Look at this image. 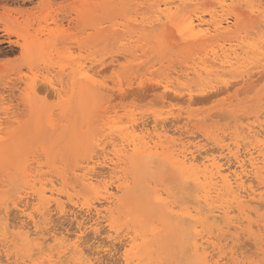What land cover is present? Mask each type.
<instances>
[{
    "label": "rangeland",
    "instance_id": "rangeland-1",
    "mask_svg": "<svg viewBox=\"0 0 264 264\" xmlns=\"http://www.w3.org/2000/svg\"><path fill=\"white\" fill-rule=\"evenodd\" d=\"M171 1L0 0V219L34 232L24 210L54 235L35 251L0 220V264H264V198L241 205L221 183L212 208L229 206L225 218L187 216L205 188L222 186L212 162L223 176L234 169L228 149L264 162V0H227L224 13L217 0H196L177 13L229 18L226 42L206 47L180 39L166 19L180 4ZM159 22L174 40L160 36ZM149 23L157 28L136 29ZM183 153L197 159L178 170ZM93 168L91 189L81 177Z\"/></svg>",
    "mask_w": 264,
    "mask_h": 264
},
{
    "label": "bare ground",
    "instance_id": "bare-ground-1",
    "mask_svg": "<svg viewBox=\"0 0 264 264\" xmlns=\"http://www.w3.org/2000/svg\"><path fill=\"white\" fill-rule=\"evenodd\" d=\"M173 1V0H172ZM171 1V2H172ZM202 0H197V3H196V0H190V1H188V0H179L178 2L180 3L179 4V6L178 7H176L177 8V12L176 13H174V14H170L169 16H166V19L169 21V23L171 24V25H173L174 27H176L177 28V33H178V35H180V39H182L183 38V40H185V41H187V42H189V44L190 43H192V44H199V45H205V47L206 46H209V45H212V44H214V43H216V42H219L220 40L219 39H222V38H224V40L223 41H225L226 42V35L227 34H229V32H230V30L232 29V28H230V26L228 25V26H225L224 25V23L225 24H227V23H229V18H226L224 15H222L221 14V16L219 15V13L221 12V13H224V11H225V7H226V3H227V0H217L216 2H217V4H219V8L221 9V11L220 12H216V11H213V12H211V13H209L210 14V17H211V19H212V21L211 22H206V20L204 19V17L203 16H201L202 14H198V12L195 14V15H188V17L186 18V19H180L179 18V16L177 15V13H180V11H184V12H186V8H188L189 9V7H191L192 6V4H190V3H192V2H195L196 4H194V6H198V5H200L199 4V2H201ZM231 1H234V0H231ZM261 1V0H260ZM162 2V1H161ZM169 2V1H168ZM171 2H170V4H171ZM177 2V3H178ZM205 2V1H204ZM215 2V3H216ZM174 3H175V1H174ZM176 3V4H177ZM123 4V3H122ZM204 4V3H203ZM207 4H209V3H207ZM174 5V4H173ZM205 5V4H204ZM210 5V4H209ZM188 6V7H187ZM201 6H202V3H201ZM212 6V5H211ZM123 7V6H122ZM193 7V6H192ZM188 9H187V11H188ZM199 9V8H198ZM200 9H201V7H200ZM192 11H194V10H192ZM157 15V14H156ZM255 15V14H254ZM253 15V16H254ZM159 16V15H158ZM157 16V17H158ZM165 16V15H164ZM195 16V17H194ZM243 18V17H242ZM153 19V18H152ZM243 20H244V18H243ZM255 20V19H254ZM256 20H258V19H256ZM158 21V20H157ZM157 21H154V22H157ZM159 21H161V18L159 19ZM167 21V22H168ZM234 21V20H233ZM153 22V21H152ZM166 22V23H167ZM165 22L164 23H158V24H161V25H159V31H161V33H159L160 34V36H163V34L166 32V31H168V35H172V37H173V34H172V32H171V30H169L170 28L168 27V23L166 24ZM238 23V22H237ZM249 23V22H248ZM150 24V23H149ZM241 24V23H240ZM138 25V24H137ZM146 25V24H145ZM145 25H140V26H136V29H143L144 28V31H150V30H152V29H155V28H157L156 26H154V23L153 24H150L151 25V27L150 26H148L147 27V25L145 26ZM158 26V25H157ZM204 26H206V27H204ZM240 26V25H239ZM204 27V28H203ZM104 29H105V27H103ZM169 28V29H168ZM107 29V28H106ZM105 29V30H106ZM118 29V28H117ZM173 29V28H172ZM104 30V31H105ZM174 31H175V29H173ZM172 30V31H173ZM260 30V29H259ZM118 31H119V29H118ZM171 33H170V32ZM100 33H101V31H99ZM98 32V33H99ZM248 32V31H247ZM249 32H251V31H249ZM119 33H121V31L119 32ZM170 33V34H169ZM115 34V33H114ZM113 34V35H114ZM123 34V33H122ZM159 34H158V36H159ZM213 34V35H212ZM253 34H255V33H252V35ZM116 36H118V33L116 34ZM157 36V37H158ZM159 36V37H160ZM165 36H166V34H164V38H165ZM176 36V35H175ZM218 38H217V37ZM244 36V35H243ZM248 36V35H247ZM167 37V36H166ZM170 37V36H169ZM163 38V39H164ZM176 39L175 40H177V38L178 37H175ZM217 38V39H216ZM240 38V37H239ZM167 39V38H166ZM172 38H170V40H171ZM226 39V40H225ZM161 40V39H160ZM173 40H174V37H173ZM173 40H171V41H173ZM164 41H162L161 43H163ZM175 42V41H174ZM176 42H178V41H176ZM183 42V41H182ZM181 42V43H182ZM228 42V41H227ZM246 42V41H245ZM172 43V42H171ZM164 44V43H163ZM164 46V45H163ZM168 46H170V44L168 45ZM217 46V45H216ZM189 47V46H188ZM245 47V46H244ZM175 48H177V47H175ZM174 48V49H175ZM210 49V48H209ZM233 50V49H232ZM177 51V50H176ZM218 51V50H217ZM231 51V50H230ZM236 51V50H235ZM190 52H191V50H190ZM195 52V51H194ZM198 52V51H197ZM224 52V51H223ZM227 52V51H226ZM232 52V51H231ZM234 52V51H233ZM240 52V51H239ZM251 52V51H250ZM183 53V52H182ZM184 53H185V51H184ZM238 53V52H237ZM234 54H236V53H234ZM186 55H187V53H186ZM189 55V54H188ZM191 55H192V52H191ZM227 55V54H226ZM243 55V54H242ZM229 58H232V57H230L231 56V54L229 53ZM237 56V55H236ZM239 56V55H238ZM238 56H237V58H238ZM227 57V56H226ZM225 58V57H224ZM228 58V57H227ZM228 58V59H229ZM194 60V59H193ZM207 60V59H206ZM234 60V59H233ZM231 61V60H230ZM230 61H228V62H225V64H228ZM232 62V61H231ZM230 62V63H231ZM197 63V62H196ZM199 63V62H198ZM224 64V63H223ZM232 64V63H231ZM233 65V64H232ZM224 66V65H223ZM226 66V65H225ZM224 66V67H225ZM220 67V66H219ZM232 67V66H231ZM189 73V72H188ZM254 73V72H253ZM260 73V72H259ZM256 74H258V73H256ZM254 75V74H253ZM252 75V76H253ZM170 76V75H169ZM255 76V75H254ZM179 77V76H178ZM177 78V77H176ZM181 78V77H180ZM264 78V77H263ZM173 79V78H172ZM248 80V79H247ZM80 81V80H79ZM173 81H174V79H173ZM249 81V80H248ZM81 82H83V81H81ZM163 82V81H162ZM229 82V81H228ZM235 82V81H234ZM238 82V84H239V82H241V81H237ZM231 83H233V82H231ZM255 83V82H254ZM164 84H165V82H164ZM197 84H198V82H197ZM245 84H247V83H245ZM78 85H79V83H78ZM86 85V84H85ZM158 85V84H157ZM160 85V84H159ZM244 85V84H243ZM251 85H253V84H251ZM97 86V85H96ZM167 86V85H166ZM165 86V87H166ZM194 86V85H193ZM192 86V87H193ZM160 87V86H159ZM167 87H169V86H167ZM167 87L165 88V90H167ZM216 88V87H215ZM102 89V88H101ZM161 89V88H160ZM169 89V88H168ZM217 89V88H216ZM162 90V89H161ZM205 90V89H204ZM106 91V90H105ZM171 91V90H170ZM165 92V91H164ZM164 92L162 91L161 93H162V95L164 94ZM172 92V91H171ZM193 92V91H192ZM173 93V92H172ZM171 93V94H172ZM174 94V93H173ZM166 95L167 96H169L168 95V92L166 91ZM175 96H177L176 94H175ZM164 97V96H163ZM181 97H182V95H181ZM165 98H167V97H165ZM182 99V98H181ZM189 100H187L186 102H188ZM190 102H192V100L190 101ZM50 110V109H49ZM73 111V110H72ZM70 112V111H69ZM71 115V114H70ZM182 120V119H181ZM181 120H180V122H181ZM161 122V121H160ZM50 123V122H49ZM232 124V123H231ZM159 125V124H158ZM157 126V125H156ZM121 127V126H120ZM116 128V127H115ZM50 129V128H49ZM163 129V128H162ZM246 129V128H245ZM253 129V128H252ZM132 130V129H131ZM243 130V129H242ZM162 131V130H161ZM251 131V130H250ZM264 131V130H263ZM240 132V131H239ZM247 132V131H246ZM259 132V131H258ZM141 133V132H140ZM146 133V132H145ZM152 133V132H151ZM251 134V133H250ZM158 135V134H157ZM165 136V135H164ZM261 136V135H260ZM108 137V136H107ZM153 137V136H152ZM161 137V136H160ZM243 137V136H242ZM258 137V136H257ZM100 138V137H99ZM149 138V137H148ZM162 138V137H161ZM221 138V137H220ZM245 138V137H244ZM260 138V137H259ZM169 139V138H168ZM119 140V139H118ZM225 140V139H224ZM249 141V140H248ZM258 141H260V140H258ZM131 142V141H130ZM240 143V142H239ZM176 144V143H175ZM232 145V144H231ZM246 145H248V144H246ZM107 146V145H106ZM109 147V146H108ZM200 147V146H199ZM229 147V146H228ZM230 147H232V146H230ZM184 148H185V146H184ZM183 148V149H184ZM189 148V147H188ZM254 148V147H253ZM262 148V147H261ZM138 149H140V148H138ZM187 149V148H186ZM218 149H220L219 147H218ZM217 149V150H218ZM233 149V148H232ZM232 149H228V156L230 155V157L229 158H227L228 160H227V162H228V164L230 165V162H232V166H234V169L232 168V167H230V166H228V167H230V168H232L233 170H231L230 168H229V170L228 171H230V173L228 172V174L227 175H225V176H223L222 175V169L224 170V166H221V165H219V163L217 162V160H214V161H216L217 163H215V162H212V164H211V167H213V171H215L216 170V173H214L213 172V174H211V176H210V178H212V181L213 180H218V184H221V183H223L228 189H229V191L230 190H232V191H234L235 193H236V201L238 200V201H240V204L242 203V204H244L243 202H246L245 200H247V202H250L251 204L253 203V202H255V203H257V202H260V201H262L263 200V198H264V175L262 176V173L264 174V168H261V166L259 165V164H263L264 162H262V163H259V160H262L260 157V159L258 158H256L251 152H247V153H245V154H240V152L238 151V152H233V150ZM61 150H63V149H61ZM174 150V149H173ZM182 150V149H181ZM194 150V149H193ZM201 150H202V148H201ZM98 151V153H99V149L98 150H96V152ZM135 151V154H138L140 151L139 150H137V148H136V150H134ZM203 151V150H202ZM201 151V152H202ZM206 151V150H205ZM221 151V150H220ZM181 152V151H180ZM189 152V151H188ZM187 152V153H188ZM195 152V151H194ZM222 152H224V151H222ZM182 153V152H181ZM206 153V152H205ZM218 153V152H217ZM162 154V153H161ZM197 154V153H196ZM227 154V153H226ZM201 155V154H200ZM57 156V155H56ZM206 156V155H205ZM210 156V155H209ZM217 156V155H216ZM227 156V157H228ZM180 157L182 158L181 160H179L180 159ZM210 157H212V156H210ZM224 157V156H223ZM76 158V157H75ZM81 158V157H80ZM96 158V157H95ZM204 158H206V157H204ZM152 159V158H151ZM196 159H197V157L194 155V153H191V157H188V155H186V154H182V155H180L179 157H178V160L176 161V164H177V169L178 170H183L182 168H184V167H186L187 165H188V163L190 162H196ZM203 159V158H202ZM220 159V158H219ZM82 160H84V159H82ZM104 160V159H103ZM156 160V159H155ZM201 160V159H200ZM89 161V160H88ZM150 161V160H149ZM157 161V160H156ZM199 161V160H198ZM203 161H205V160H203ZM210 161V160H209ZM108 162V161H107ZM205 162H207V161H205ZM75 163H76V160H75ZM100 163V162H99ZM105 163V162H104ZM104 163H100V164H104ZM198 163V162H197ZM222 163H223V161H222ZM31 164V163H30ZM82 164H84V163H82ZM89 164V163H88ZM92 164H93V162H92ZM109 164V163H108ZM192 164V163H191ZM208 164H209V162H208ZM106 164H104V166H105ZM109 165H114L115 166V164H109ZM193 165V164H192ZM224 165V164H223ZM227 165V164H226ZM113 166V168H111L112 170H113V173L114 174H116L115 173V171H116V166H117V164H116V168ZM103 167V166H102ZM106 167H107V165H106ZM109 167V166H108ZM111 167V166H110ZM190 167V166H189ZM263 167V166H262ZM96 168V167H95ZM95 168H93V170H92V172H88L87 171V173L86 174H84L83 175V177H81V183H82V185L83 186H85V187H90L91 189H92V185H94L93 183L96 181V179L98 178V175H97V173H95ZM81 169H82V167H81ZM107 169V168H106ZM187 169V168H186ZM185 169V170H186ZM98 170H100V168L98 169ZM108 170V169H107ZM110 170V169H109ZM206 170V169H205ZM77 171V170H76ZM91 171V170H90ZM204 171V170H203ZM208 171V170H207ZM206 171V172H207ZM78 172H79V170H78ZM107 172V171H106ZM105 172V173H106ZM111 172V171H110ZM40 173V172H39ZM100 173V172H99ZM113 173H111V174H113ZM223 173H225V171L223 172ZM118 174V173H117ZM207 174H209V172L207 173ZM70 176V175H69ZM111 177H112V175H110ZM120 176V175H119ZM122 176V175H121ZM203 176V175H202ZM204 177V176H203ZM207 177H208V175H207ZM72 178V177H71ZM109 178V177H108ZM126 178V177H125ZM198 178H200V176L198 177ZM209 178V179H210ZM214 178V179H213ZM69 179V178H68ZM100 179V178H99ZM112 179V178H111ZM204 179V178H203ZM208 179V178H207ZM101 180V179H100ZM125 180V179H124ZM98 181V180H97ZM108 182V181H107ZM214 182V181H213ZM213 182H211V183H213ZM253 182H257L258 184H257V186L255 187V186H253L254 184H253ZM253 184V185H252ZM214 186H210L209 184H208V186H210V189L209 188H205V189H208V190H206L205 191V193L203 192V191H201V192H203V193H201V195L200 196H198V198H197V205H196V207L191 211L190 209H188V211H187V216H189L191 219L192 218H198L199 220H201V218L204 216L203 215V213H202V211H203V209H207L208 211H209V214L211 215V217L212 218H214V219H217V218H219V216L221 217V218H225L226 217V215L228 214V211H227V208H229V206L228 207H226V209L223 207H219V209H217V211H215L214 210V208H212V204H213V201H212V194L213 193H217V194H219V192H221V188L223 187V185L222 186H220V185H217V183H214L213 184ZM92 186V187H91ZM163 186V185H162ZM206 186V185H205ZM102 187V186H101ZM204 187V186H203ZM202 187V188H203ZM221 187V188H220ZM118 188V187H117ZM72 190V189H71ZM119 190H122V187L120 186L119 187ZM214 190H215V192H214ZM225 190V189H224ZM260 190H263L262 192H259ZM232 191H230V192H232ZM14 192V191H13ZM75 192V191H74ZM53 193V192H52ZM51 193V194H52ZM113 193V192H112ZM111 193V194H112ZM117 193V192H116ZM233 193V192H232ZM106 194V193H105ZM108 194V193H107ZM111 194H108V195H110L109 197H107L106 199L107 200H109V202L111 203V204H115V202H116V200H117V197H115V196H113V194L111 195ZM198 194V193H197ZM222 194V193H221ZM220 194V195H221ZM234 194V193H233ZM43 195H45V192L43 193ZM107 195V196H108ZM10 197V196H9ZM14 196H11V198H13ZM21 197V196H20ZM215 197V196H214ZM79 198V197H78ZM24 199H26V198H24ZM31 199V198H30ZM29 200V199H28ZM158 200V199H157ZM190 200V199H189ZM231 200V199H230ZM7 201H9V200H7ZM25 201V200H24ZM31 201V200H30ZM54 201V200H53ZM56 201V200H55ZM247 202L245 203V204H247ZM3 203V202H2ZM24 203V202H23ZM22 203V204H23ZM215 203V202H214ZM233 203H236L237 205H239V203H237V202H233ZM21 204V205H22ZM27 204V203H26ZM93 204V203H92ZM191 204V203H190ZM195 204V203H194ZM228 204H230L231 205V203L228 201ZM241 204V205H242ZM233 205V204H232ZM240 205V207H242ZM10 206V205H9ZM8 206V207H9ZM19 206V205H18ZM172 206V205H171ZM252 206V205H251ZM263 206V205H262ZM4 207V206H3ZM31 207V206H30ZM177 207V206H176ZM58 208L60 209V210H62L61 209V207L60 206H58ZM192 208H193V206H192ZM233 208V207H232ZM252 208V207H251ZM11 209V208H10ZM230 209H231V207H230ZM230 209H228V210H230ZM33 210V209H32ZM37 210V209H36ZM182 210H183V208H182ZM233 210H234V208H233ZM233 210H232V213H233ZM17 211V210H16ZM49 211V210H48ZM56 211V210H55ZM63 211V210H62ZM61 211V212H62ZM21 212V211H20ZM23 214H24V217H26V219H28L29 220V222H31V225L33 226V228H34V232H30V228H29V225H26V224H23V223H21V224H18V225H16V224H14V225H16V227L15 226H13V224H11V222H7V218L5 217V215L2 217L3 219H0L1 221H2V223H3V225H6L5 227L6 228H8L9 226V224L10 225H12V226H10V228L12 227V229L13 230H15L16 228L19 230V232H18V235H20L21 236V238H22V240L26 243V244H28L29 246H32V247H34L35 249V251H41V250H44L43 248L45 247V243H47L48 242V240L50 239H48L47 238V236L48 237H50L51 236V233L50 232H48V231H45V230H43V228L41 227V225H42V222H41V225H40V222L38 223V221H36V218H35V215L34 214H32V213H26L24 210H23ZM37 212H38V210H37ZM40 212V211H39ZM44 212V211H43ZM64 212H65V210H64ZM97 212H98V215H100V211L99 210H97ZM194 212H195V215H193L194 214ZM217 212V213H216ZM234 212H235V210H234ZM2 213V212H1ZM5 213H7V207L5 208ZM60 213V212H59ZM71 213V212H70ZM77 213V212H76ZM106 213V212H105ZM108 213V212H107ZM230 213H231V211H230ZM238 213V212H237ZM250 213V212H249ZM9 214V213H8ZM19 214V213H18ZM46 214H48V213H46ZM45 214V215H46ZM208 214V213H207ZM251 214H252V212H251ZM16 215V214H15ZM40 217H42V216H45L44 215V213H40ZM49 215H51V214H49ZM71 215V214H70ZM93 216V215H92ZM251 216H253V215H251ZM5 217V218H4ZM8 217V216H7ZM10 217V216H9ZM8 217V218H9ZM50 217V216H49ZM94 217V216H93ZM99 217V216H98ZM246 217V216H245ZM11 218V217H10ZM184 218V217H183ZM186 218V217H185ZM17 219V218H16ZM41 219V218H40ZM189 219V218H188ZM206 219H208V218H206ZM254 219V218H253ZM45 220H47V219H45ZM101 220V219H100ZM25 221V220H24ZM27 221V220H26ZM105 221V220H104ZM107 222H108V226L111 228L109 231H111V230H115V227H114V225H113V223H112V221L110 220V219H108L107 218V220H106ZM233 221V220H232ZM14 222V221H13ZM16 222V221H15ZM18 222V221H17ZM95 222H96V219H95ZM100 222V221H99ZM222 222V221H221ZM230 222V221H229ZM241 222V221H240ZM1 223V222H0ZM7 223H9L8 225H7ZM48 223H50V222H48ZM94 223V222H93ZM106 223V222H105ZM235 223V222H234ZM245 223V222H244ZM243 223V224H244ZM30 224V223H29ZM46 224H47V222H46ZM83 224V223H82ZM95 224V223H94ZM98 224V223H97ZM100 224V223H99ZM98 224V225H99ZM103 224V223H102ZM252 224V223H251ZM101 225V224H100ZM131 225V224H130ZM256 225V224H255ZM254 225V226H255ZM93 226V225H92ZM243 226V225H242ZM4 227V228H5ZM261 227V226H260ZM1 228V227H0ZM5 228V229H6ZM9 228V229H10ZM53 228V227H52ZM51 228V229H52ZM122 228V227H121ZM131 228V227H130ZM253 228V227H252ZM262 228V227H261ZM2 229V228H1ZM86 229V228H85ZM100 229V228H99ZM231 229H233V228H231ZM7 230V229H6ZM11 230V229H10ZM10 230H8V232H10ZM49 230V229H48ZM95 230H97V229H95ZM121 230V229H120ZM119 230V231H120ZM125 231V230H124ZM128 231V230H127ZM256 231V230H255ZM258 231V230H257ZM8 232H6V233H8ZM114 232V231H113ZM208 232V231H207ZM214 232V231H213ZM212 232V233H213ZM217 232V231H216ZM219 232V231H218ZM264 232V231H263ZM5 233V232H4ZM32 233V234H31ZM54 233H56V232H54ZM61 233V232H60ZM101 233H103V232H101ZM105 233V232H104ZM135 233V232H134ZM121 233H119V235H120ZM214 234V233H213ZM32 235H34V237L32 238ZM57 235H59L58 233H57ZM100 235V233L97 235V236H99ZM221 235V234H220ZM1 236V235H0ZM14 236H15V234H14ZM54 236V235H53ZM53 236H51V237H53ZM63 236V235H62ZM112 236V235H111ZM118 236V235H117ZM133 236V237H132ZM131 236V239L128 241V244L127 245H129V247H131V249H134V248H136V246H137V244H136V237L134 236V235H132ZM227 236V235H226ZM8 237H10V235L8 236ZM56 237V236H55ZM66 237V236H65ZM64 237V238H65ZM11 238V237H10ZM62 238V237H61ZM78 238V237H77ZM118 238V237H117ZM116 238V239H117ZM128 238H130V235H129V237ZM52 239V238H51ZM56 239V238H55ZM57 239H58V237H57ZM63 239V238H62ZM66 239V238H65ZM242 239V238H241ZM251 239V238H250ZM1 240V239H0ZM4 240V239H3ZM16 240H17V238H16ZM42 240H43V242H42ZM113 240V239H112ZM115 240V239H114ZM197 240H199V239H197ZM196 240V241H197ZM78 241V240H77ZM110 241H111V239H110ZM195 241V242H196ZM216 241H218V240H216ZM219 241H220V239H219ZM226 242H227V240H225ZM200 242V241H199ZM199 242H198V244H199ZM215 242V241H214ZM248 242V241H247ZM203 244H204V241L202 242ZM216 243V242H215ZM218 243V242H217ZM230 243V242H229ZM249 243V242H248ZM7 244V243H6ZM67 244V243H66ZM69 244V243H68ZM197 244V242H196V246H195V251H199L200 249H201V246H200V244L198 245ZM211 244V243H210ZM209 244V245H210ZM226 244H228V243H226ZM250 244H251V242H250ZM253 245V244H252ZM252 245H250L251 247H253ZM10 246V245H9ZM8 246V247H9ZM12 246V245H11ZM44 246V247H43ZM206 246H207V244H206ZM220 246V245H219ZM70 247H72V246H70ZM212 247H214L217 251H218V249H217V247L218 246H216L215 244H212ZM245 247V246H244ZM10 248V247H9ZM49 248V247H48ZM77 248V247H76ZM220 248H222V247H220ZM224 248V247H223ZM226 248H227V246H226ZM236 248V247H235ZM74 249H75V246H74ZM83 249V248H82ZM207 249V248H206ZM206 249H202V250H205L206 252H207V250ZM231 249V248H230ZM229 249V250H230ZM233 249V248H232ZM46 250V249H45ZM44 250V251H45ZM69 250H71V249H69ZM136 250V249H135ZM216 250H214V251H216ZM222 250V249H221ZM201 251V250H200ZM204 251V252H205ZM4 252V251H3ZM33 252V251H32ZM51 252V251H50ZM72 252V251H71ZM79 253H80V251H78ZM220 252V251H219ZM218 252V253H219ZM233 252V251H232ZM1 253V252H0ZM43 254H44V252H42ZM208 253V252H207ZM216 253V252H215ZM35 254H36V252H35ZM78 254V253H77ZM81 254V253H80ZM84 254V253H83ZM209 255H210V252L208 253ZM14 255V254H13ZM236 255V254H235ZM3 256V255H2ZM12 256V255H11ZM31 256H33V254H31ZM81 256H84V255H81ZM214 256V255H213ZM223 256H225V255H223ZM223 256H221V257H223ZM232 256H233V254H232ZM237 256V255H236ZM46 257H50V255L49 256H47L46 254H45V258ZM55 257H57V256H55ZM129 256L128 255H125V258H124V260H125V262L126 263H128V261H129V258H128ZM208 257V256H207ZM210 257V256H209ZM251 257V256H250ZM31 258V257H30ZM51 258V257H50ZM60 258V257H59ZM239 258V257H238ZM14 259V258H13ZM17 259H19V258H17ZM46 259H48V258H46ZM55 259V258H54ZM87 259V258H86ZM208 259V258H207ZM222 259H224V258H222ZM221 259V260H222ZM237 259V258H236ZM247 259V258H246ZM251 259V258H250ZM5 260V259H4ZM27 260V259H26ZM25 260V261H26ZM44 260V259H43ZM48 260H50V259H48ZM206 260V259H205ZM1 261V260H0ZM15 261V260H14ZM24 261V262H25ZM44 261H46V260H44ZM51 261V260H50ZM64 261H65V259H64ZM63 261V262H64ZM83 261V260H82ZM87 261H89V260H87ZM86 261V262H87ZM1 262H3V261H1ZM5 262V261H4ZM13 262V261H12ZM21 262V261H20ZM23 262V263H24ZM29 262H31V261H29ZM33 262V261H32ZM48 262V261H47ZM46 262V263H47ZM213 262V261H212ZM241 262V261H240ZM22 263V264H23ZM27 263V262H26ZM49 263V262H48ZM247 263V262H246ZM13 264V263H12ZM21 264V263H20ZM32 264V263H31ZM51 264V263H50ZM219 264V263H218Z\"/></svg>",
    "mask_w": 264,
    "mask_h": 264
}]
</instances>
